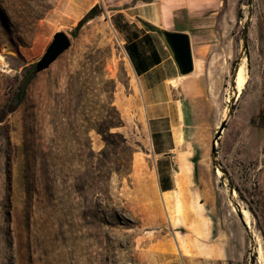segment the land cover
Masks as SVG:
<instances>
[{"label":"rangeland","instance_id":"rangeland-1","mask_svg":"<svg viewBox=\"0 0 264 264\" xmlns=\"http://www.w3.org/2000/svg\"><path fill=\"white\" fill-rule=\"evenodd\" d=\"M105 1L0 0V264H260L257 238L264 263V0H224L212 57L224 80L218 90L211 82L199 127L171 156L169 195ZM58 31L70 49L19 95ZM244 58L248 83L237 98Z\"/></svg>","mask_w":264,"mask_h":264},{"label":"crops","instance_id":"crops-1","mask_svg":"<svg viewBox=\"0 0 264 264\" xmlns=\"http://www.w3.org/2000/svg\"><path fill=\"white\" fill-rule=\"evenodd\" d=\"M223 3L224 0L105 1L106 7L112 9L114 26L140 91L162 193L174 191L176 171L171 156L186 142L187 131L199 127L209 105L210 90H214L211 82H216L218 90L219 82L224 80L223 61L212 58L222 43ZM159 29L189 35L192 74H179ZM190 164H194L193 159Z\"/></svg>","mask_w":264,"mask_h":264},{"label":"water","instance_id":"water-1","mask_svg":"<svg viewBox=\"0 0 264 264\" xmlns=\"http://www.w3.org/2000/svg\"><path fill=\"white\" fill-rule=\"evenodd\" d=\"M158 33L164 44L168 48L171 56L173 57L178 67L179 74L181 76L192 74L194 71V63L189 35L163 29H159ZM71 45V40L64 32H56L53 35V39L44 52L43 56L35 64V67L33 69L34 75L47 71L65 52L70 49ZM228 117L229 111L226 115L225 120L218 128L216 139L213 142L212 152L214 158L216 157L217 140L221 137V134L225 129Z\"/></svg>","mask_w":264,"mask_h":264},{"label":"bare ground","instance_id":"bare-ground-1","mask_svg":"<svg viewBox=\"0 0 264 264\" xmlns=\"http://www.w3.org/2000/svg\"><path fill=\"white\" fill-rule=\"evenodd\" d=\"M28 1H32L31 3L33 4H37L40 0H20V2L21 3H24V4H26V3H28ZM73 1V0H72ZM78 1V0H77ZM80 1V0H79ZM102 1V0H101ZM77 23H78V21H77ZM247 64H248V60H247V58H244L243 60H242V62H241V64H240V66L239 67H237V69H236V72H235V77H234V80H233V86H234V88H235V94H236V97L237 98H239L241 95H242V93H243V91H244V89H245V86H246V84L248 83V69H247ZM226 111H227V109H226ZM228 112V111H227ZM218 129V128H217ZM217 175L220 177L221 175H222V172L220 171V170H217ZM162 194H166V195H169L170 193H162ZM234 196H236V192H234ZM162 201V200H161ZM163 204H164V206H165V209H166V212H167V214H168V218H169V220H170V223L171 224H173V225H175L178 221L176 220V218H175V216H174V213L173 212H171V217L169 216V213H168V211H170V209H171V198H169V197H167V198H164L163 197ZM146 214V213H145ZM241 214H242V217H243V220H244V222L246 223V225L249 227V228H251V216H250V213H249V211L247 210V209H242V211H241ZM166 221V220H165ZM169 223V222H168ZM164 224V223H163ZM159 229V228H158ZM179 232V231H178ZM180 233V232H179ZM178 233V234H179ZM177 234V233H176ZM177 234V235H178ZM177 238H179V237H177ZM184 239V238H183ZM189 240V239H188ZM180 241V240H179ZM257 241L259 242V246L257 247V249H258V254H259V259H260V264H264L263 262H261V260H263V247H262V245H261V242H260V240H259V238H257ZM256 241V242H257ZM190 243V242H189ZM198 243V242H197ZM180 244H181V242H180ZM185 245H186V243H184ZM182 245V244H181ZM204 245V244H203ZM163 246V245H162ZM195 247H196V245H195ZM177 248L180 250V245L178 246V244H177ZM183 248H184V246H183ZM197 248H199V247H197ZM175 249V248H174ZM177 249V250H178ZM185 251V250H184ZM211 251H212V249H211ZM210 251V252H211ZM217 251H218V249H217ZM198 253H200L199 252V250H198ZM186 254H188V253H186ZM204 256V255H203ZM221 256V255H220ZM211 259H213V258H211Z\"/></svg>","mask_w":264,"mask_h":264},{"label":"trees","instance_id":"trees-1","mask_svg":"<svg viewBox=\"0 0 264 264\" xmlns=\"http://www.w3.org/2000/svg\"><path fill=\"white\" fill-rule=\"evenodd\" d=\"M98 9H99V7L98 6H95V7H93L85 16H84V18L81 20V21H79V23H78V25L76 26V28H75V30H74V33L73 34H76L79 30H80V28L88 21V20H90L91 18H93L94 16H96L97 15V12H98ZM33 69H34V66H33ZM33 69L32 70H29V71H27L26 72V75H25V77H24V79H23V81H22V83H21V85H20V87H19V95H21V94H23L24 93V91H25V89H26V87H27V85L30 83V81L34 78V73H33ZM262 115V114H261ZM260 115V116H261ZM262 118H263V115H262ZM197 162H198V160H197V157H195V158H193V163H194V165H197Z\"/></svg>","mask_w":264,"mask_h":264}]
</instances>
